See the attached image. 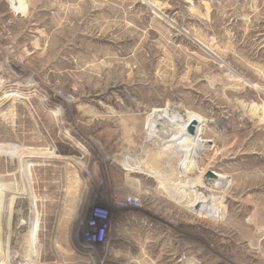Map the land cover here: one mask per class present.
<instances>
[{
  "label": "rangeland",
  "instance_id": "rangeland-1",
  "mask_svg": "<svg viewBox=\"0 0 264 264\" xmlns=\"http://www.w3.org/2000/svg\"><path fill=\"white\" fill-rule=\"evenodd\" d=\"M0 264H264V0H0Z\"/></svg>",
  "mask_w": 264,
  "mask_h": 264
},
{
  "label": "bare ground",
  "instance_id": "bare-ground-1",
  "mask_svg": "<svg viewBox=\"0 0 264 264\" xmlns=\"http://www.w3.org/2000/svg\"><path fill=\"white\" fill-rule=\"evenodd\" d=\"M147 121H148V126L147 125L146 126L148 127V130L151 132H154V135H155V137H157L158 140H160L162 143L163 142H174L175 144H177L176 146L178 147V150H180L183 153L182 154L180 152L183 155V159H182V162L180 164V168H182V169L188 167L187 163L190 161V158L197 156L198 152L200 150L204 149L203 147L205 144L203 143V139L199 138V134H200L199 128H200V125L203 123V119L200 118L198 115H195V114L190 113V112H184V114H182V115H176V114H174L173 111L170 112V110L166 109V108H163V109H160V108L155 109L154 108L150 112V114L148 115ZM188 127H192V132H189L187 130ZM193 130H194V132H193ZM150 134H152V133H150ZM191 163H189V164H191ZM126 166H127V168H126L127 171L131 172V170L134 169V167H132L130 165H126ZM149 172L153 173V171H149ZM216 180L218 182L216 183V185H215L216 187H214V188H217L219 190V188H222L226 185V182H227L226 176L217 174ZM216 180H213V181L216 182ZM199 185H198V187L201 188V190H202L201 194L202 195L199 197L197 202L195 201L197 203V206L199 207L198 210L200 212H208V211L213 210L214 206L210 205L208 203L210 200H213L216 197L215 193L218 190H215V189L210 188V187L201 186V185L199 186ZM168 188H167V190H168ZM168 195H170V194H168ZM172 195H174V194H172ZM195 202L192 203L190 205V207H194ZM215 209H217V208H215ZM209 215H211V214H209Z\"/></svg>",
  "mask_w": 264,
  "mask_h": 264
},
{
  "label": "water",
  "instance_id": "water-1",
  "mask_svg": "<svg viewBox=\"0 0 264 264\" xmlns=\"http://www.w3.org/2000/svg\"><path fill=\"white\" fill-rule=\"evenodd\" d=\"M188 130H189V132H192V127H189V129H188Z\"/></svg>",
  "mask_w": 264,
  "mask_h": 264
}]
</instances>
